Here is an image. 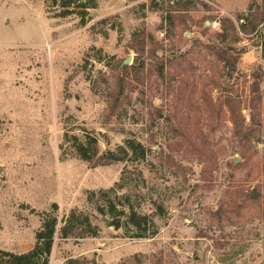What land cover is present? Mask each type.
Wrapping results in <instances>:
<instances>
[{"label": "rangeland", "instance_id": "374dc122", "mask_svg": "<svg viewBox=\"0 0 264 264\" xmlns=\"http://www.w3.org/2000/svg\"><path fill=\"white\" fill-rule=\"evenodd\" d=\"M60 12L50 0H0V251H30L51 213L48 264H264V84L259 141L240 140L221 106L229 92L246 101L243 76L264 70V1L99 0L84 16ZM217 44L236 61L230 81ZM84 131L100 153L131 139L146 158L94 167L64 143ZM131 166L151 238L115 231L86 201ZM71 210L97 237L60 238Z\"/></svg>", "mask_w": 264, "mask_h": 264}, {"label": "trees", "instance_id": "16d2710c", "mask_svg": "<svg viewBox=\"0 0 264 264\" xmlns=\"http://www.w3.org/2000/svg\"><path fill=\"white\" fill-rule=\"evenodd\" d=\"M99 0H50L53 7L60 9V16L66 17L71 14L86 15L88 10L95 9ZM264 1V0H263ZM190 4L188 3V6ZM239 21L246 20L244 17L238 18ZM228 24L229 30L235 32L233 22L223 20ZM224 23V24H225ZM261 23V22H260ZM258 24L250 27L246 31V25L239 24L238 29L241 33L252 34L256 31ZM222 34L220 43L223 44L227 35H225V27L222 24ZM211 54L215 59L222 64L228 81L238 75L236 71V61L232 59V55L227 48L217 44L214 47H209ZM132 67V66H131ZM128 70L124 68V71ZM249 80L248 99L241 101L239 96L233 97L230 92L221 101V106L227 109V112L232 116V123L236 126V135L244 142L259 141L260 121H259V104L261 102L260 87L264 84V70L257 68L249 76H243ZM232 86H237L233 83ZM242 106L248 116V125L245 126L246 118L240 115L239 110H234L233 105ZM238 107V106H237ZM238 109V108H237ZM239 112V113H238ZM240 120V124L237 122ZM256 127V129H254ZM64 143H68L69 150L79 160L96 166H105L115 163H135L143 162L146 158V149L134 140H125L122 146H118L114 150H108L100 153L98 140L95 136L84 131L81 137L72 135L69 132L64 134ZM143 184L142 172L136 167H124L120 174L118 182L113 187L104 190L91 192L87 195L86 201L94 207L98 215L105 218L108 227L115 231L124 230L127 234L130 233L131 238L146 239L153 237L156 233V225L151 217L142 212L140 192L133 186V182ZM125 192H122L123 190ZM156 209L160 210V206ZM56 207V206H54ZM156 214L154 216H159ZM57 218L51 213L43 215L42 225L39 232L36 234L34 247L23 254H14L5 251H0V264H48L53 238L56 233ZM97 226H93L91 218L88 214L71 210L64 218L62 226L58 233L61 239L68 238H95L98 235ZM66 264H88L84 260L69 259Z\"/></svg>", "mask_w": 264, "mask_h": 264}, {"label": "water", "instance_id": "95a60500", "mask_svg": "<svg viewBox=\"0 0 264 264\" xmlns=\"http://www.w3.org/2000/svg\"><path fill=\"white\" fill-rule=\"evenodd\" d=\"M129 63H130V59H127V60H125V61L123 62V65L126 66V65H128Z\"/></svg>", "mask_w": 264, "mask_h": 264}]
</instances>
